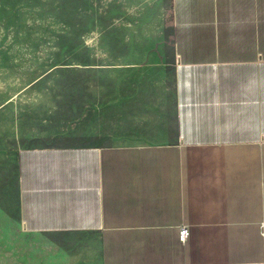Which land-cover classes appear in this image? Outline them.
Returning a JSON list of instances; mask_svg holds the SVG:
<instances>
[{
	"label": "crops",
	"instance_id": "0c3cea01",
	"mask_svg": "<svg viewBox=\"0 0 264 264\" xmlns=\"http://www.w3.org/2000/svg\"><path fill=\"white\" fill-rule=\"evenodd\" d=\"M171 21V140L18 151L19 232L70 264H264V0Z\"/></svg>",
	"mask_w": 264,
	"mask_h": 264
},
{
	"label": "rangeland",
	"instance_id": "374dc122",
	"mask_svg": "<svg viewBox=\"0 0 264 264\" xmlns=\"http://www.w3.org/2000/svg\"><path fill=\"white\" fill-rule=\"evenodd\" d=\"M172 0H0V264H70L19 232L25 147L175 135Z\"/></svg>",
	"mask_w": 264,
	"mask_h": 264
},
{
	"label": "built area",
	"instance_id": "2783aa9c",
	"mask_svg": "<svg viewBox=\"0 0 264 264\" xmlns=\"http://www.w3.org/2000/svg\"><path fill=\"white\" fill-rule=\"evenodd\" d=\"M187 236H188V229L187 228H183L180 231V238H181V240L184 241Z\"/></svg>",
	"mask_w": 264,
	"mask_h": 264
}]
</instances>
